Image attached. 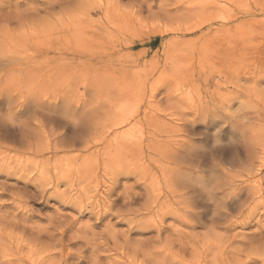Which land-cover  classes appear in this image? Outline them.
<instances>
[{
	"label": "rangeland",
	"instance_id": "1",
	"mask_svg": "<svg viewBox=\"0 0 264 264\" xmlns=\"http://www.w3.org/2000/svg\"><path fill=\"white\" fill-rule=\"evenodd\" d=\"M260 252L264 0H0V264Z\"/></svg>",
	"mask_w": 264,
	"mask_h": 264
},
{
	"label": "snow or ice",
	"instance_id": "2",
	"mask_svg": "<svg viewBox=\"0 0 264 264\" xmlns=\"http://www.w3.org/2000/svg\"><path fill=\"white\" fill-rule=\"evenodd\" d=\"M226 131V130H225ZM29 190H31V188L29 189ZM48 203L49 204H56L57 205V207H61V208H63V210L64 211H72V209L70 208V207H64L59 201H57V200H49L48 201ZM119 204V201H117V205ZM35 207V206H34ZM113 207H116V205H113ZM41 208H42V210H47V211H51V209L50 208H48V209H44L43 208V206H41ZM87 214L85 213V216H86ZM97 227H100V225H98ZM257 247H259L258 245H253V248L252 249H249V255H252V254H255V249L257 248ZM259 258L261 259V260H264V252H260L259 253ZM69 264H71V262H69ZM77 264H78V262H77ZM89 264H93V261H91V260H89Z\"/></svg>",
	"mask_w": 264,
	"mask_h": 264
}]
</instances>
